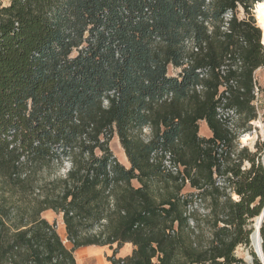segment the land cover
<instances>
[{
    "label": "trees",
    "instance_id": "16d2710c",
    "mask_svg": "<svg viewBox=\"0 0 264 264\" xmlns=\"http://www.w3.org/2000/svg\"><path fill=\"white\" fill-rule=\"evenodd\" d=\"M260 1L0 0V264H77L106 245L111 264H263L236 254L264 209V142H238L258 118Z\"/></svg>",
    "mask_w": 264,
    "mask_h": 264
},
{
    "label": "rangeland",
    "instance_id": "374dc122",
    "mask_svg": "<svg viewBox=\"0 0 264 264\" xmlns=\"http://www.w3.org/2000/svg\"><path fill=\"white\" fill-rule=\"evenodd\" d=\"M3 4L7 5L9 4L10 0H2ZM253 16L256 20V23L258 24V17L257 13L254 9L252 10ZM230 14L227 15L229 17ZM238 16L240 18H244L245 12L243 9H240V12L238 13ZM262 42H263V36H262ZM181 71L180 68H175L172 65L169 66V74L170 75H178ZM255 80H256V99H255V105L258 111V118L253 120L252 126L249 128L246 126V128H240V137L238 139V142L240 144V148L243 146L249 147L250 150L255 151L256 149V143L257 142H264V67H261L257 69L254 73ZM239 117L235 118V125H239ZM146 133H149V130L145 131ZM245 135H250L251 138L247 141L243 140V137ZM110 147L114 153V155L117 157L119 161L126 164L127 163V157L124 153L123 148L121 147L119 138L117 135H114L112 140L110 141ZM129 165V164H128ZM250 166L249 162L246 161L244 163V168H248ZM69 168V165H66L65 167H62L60 169V173L64 174L67 172ZM194 191L190 186H186L184 189V192H191ZM234 197H237L234 194ZM209 204V201H198L195 204V208L198 210V213L203 217L209 212V209L207 208ZM44 216L51 222L56 223V228L62 239L64 240L65 244L69 248H73L72 243H70L67 240V234L65 230V225L63 221V215L62 213H56L52 210H48L44 213ZM256 221V218L253 219V222L249 226V228L254 227V223ZM115 247V245H114ZM133 247L129 244H126L122 249L119 250L117 257H124L132 252ZM251 250H254L253 242L251 240L250 246L246 245H239L236 249V254L239 257L244 258L246 261L250 262V258H252ZM255 251V250H254ZM113 249L110 248V246H88V247H80L75 250V256L77 259V264H111L109 257L112 256Z\"/></svg>",
    "mask_w": 264,
    "mask_h": 264
},
{
    "label": "built area",
    "instance_id": "2783aa9c",
    "mask_svg": "<svg viewBox=\"0 0 264 264\" xmlns=\"http://www.w3.org/2000/svg\"><path fill=\"white\" fill-rule=\"evenodd\" d=\"M201 88V87H199ZM257 88V86H256ZM238 117L237 112L233 108H226L224 104H222L218 108V118L220 119L221 122H223L226 126H228L230 129H235V118ZM147 131V129H145ZM169 154H167V159L164 161L163 166L165 170L173 173V174H178L179 171L183 169V167L179 164L174 163L171 161L169 158ZM188 182V180H187Z\"/></svg>",
    "mask_w": 264,
    "mask_h": 264
},
{
    "label": "bare ground",
    "instance_id": "6f19581e",
    "mask_svg": "<svg viewBox=\"0 0 264 264\" xmlns=\"http://www.w3.org/2000/svg\"><path fill=\"white\" fill-rule=\"evenodd\" d=\"M255 10L257 13V17H258V25H259V27L262 28V31H263V42H264V1H260V2L256 3ZM250 138H251L250 135H245L243 137V140L247 141ZM260 218H261V215L256 218V221L254 223V232L252 235V242H253L254 247H256L261 242L259 234L257 233V228L260 225Z\"/></svg>",
    "mask_w": 264,
    "mask_h": 264
},
{
    "label": "water",
    "instance_id": "95a60500",
    "mask_svg": "<svg viewBox=\"0 0 264 264\" xmlns=\"http://www.w3.org/2000/svg\"><path fill=\"white\" fill-rule=\"evenodd\" d=\"M261 28V27H260ZM262 30V28H261ZM262 36H263V31H262ZM264 44V42H263ZM261 215V218H260V225L259 227L257 228V233L259 234V237H260V244H258L256 247H254V250L255 252L257 253V255L260 257L261 261L263 262L264 264V254H263V249H262V242H263V239H262V236H261V233H260V228H261V225L262 223L264 222V209L262 211V213L260 214ZM253 235V233H252ZM252 235H251V240H252ZM253 261V258H250V262Z\"/></svg>",
    "mask_w": 264,
    "mask_h": 264
},
{
    "label": "crops",
    "instance_id": "0c3cea01",
    "mask_svg": "<svg viewBox=\"0 0 264 264\" xmlns=\"http://www.w3.org/2000/svg\"><path fill=\"white\" fill-rule=\"evenodd\" d=\"M200 135L203 137H207V138L212 136V131L209 128V126L205 120H202L200 122ZM128 164H129V162L127 160V163L125 165L129 166ZM127 244H129V243H127ZM129 245L132 246L131 244H129Z\"/></svg>",
    "mask_w": 264,
    "mask_h": 264
}]
</instances>
